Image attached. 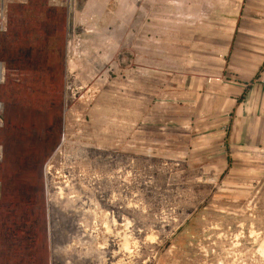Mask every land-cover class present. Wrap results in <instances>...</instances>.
<instances>
[{
    "label": "rangeland",
    "instance_id": "374dc122",
    "mask_svg": "<svg viewBox=\"0 0 264 264\" xmlns=\"http://www.w3.org/2000/svg\"><path fill=\"white\" fill-rule=\"evenodd\" d=\"M240 1L0 0V264H264V137L202 150Z\"/></svg>",
    "mask_w": 264,
    "mask_h": 264
},
{
    "label": "crops",
    "instance_id": "0c3cea01",
    "mask_svg": "<svg viewBox=\"0 0 264 264\" xmlns=\"http://www.w3.org/2000/svg\"><path fill=\"white\" fill-rule=\"evenodd\" d=\"M235 15L226 19L230 27L217 66L207 72L222 113L217 122L227 121L228 131H214L202 150H263L258 125L264 122V0H241Z\"/></svg>",
    "mask_w": 264,
    "mask_h": 264
}]
</instances>
